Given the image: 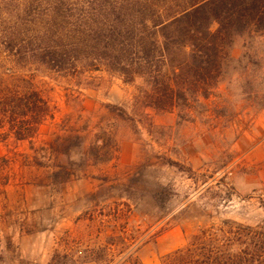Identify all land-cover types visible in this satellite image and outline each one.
Listing matches in <instances>:
<instances>
[{
  "label": "rangeland",
  "instance_id": "rangeland-1",
  "mask_svg": "<svg viewBox=\"0 0 264 264\" xmlns=\"http://www.w3.org/2000/svg\"><path fill=\"white\" fill-rule=\"evenodd\" d=\"M13 71L51 116L0 143V264H161L228 222L264 246V35L234 37L212 96L174 112L142 78Z\"/></svg>",
  "mask_w": 264,
  "mask_h": 264
},
{
  "label": "trees",
  "instance_id": "trees-1",
  "mask_svg": "<svg viewBox=\"0 0 264 264\" xmlns=\"http://www.w3.org/2000/svg\"><path fill=\"white\" fill-rule=\"evenodd\" d=\"M248 32L264 35V0H0V143L33 141L51 116L15 68L142 78L149 107L174 112L212 96L233 38ZM224 226L161 264H264V246L248 249L250 227Z\"/></svg>",
  "mask_w": 264,
  "mask_h": 264
}]
</instances>
